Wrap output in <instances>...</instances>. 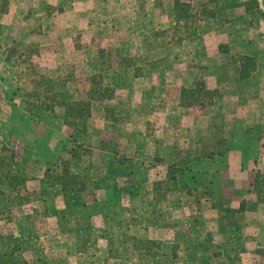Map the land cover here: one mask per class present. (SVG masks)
<instances>
[{
    "label": "rangeland",
    "instance_id": "1",
    "mask_svg": "<svg viewBox=\"0 0 264 264\" xmlns=\"http://www.w3.org/2000/svg\"><path fill=\"white\" fill-rule=\"evenodd\" d=\"M238 2L0 0V151L28 177L0 186V264H264V0ZM65 167L77 191L41 182Z\"/></svg>",
    "mask_w": 264,
    "mask_h": 264
},
{
    "label": "trees",
    "instance_id": "2",
    "mask_svg": "<svg viewBox=\"0 0 264 264\" xmlns=\"http://www.w3.org/2000/svg\"><path fill=\"white\" fill-rule=\"evenodd\" d=\"M223 2H224V4L227 3L228 7L230 5H231L230 7L233 6V7H237V8L245 6L246 11L249 14L250 13L255 14V12L257 11V7H258V6H252L250 4V2L239 3L238 0H223ZM182 5H184V4L180 5L177 2V5H176V11L177 12L176 13L178 16V20L183 19L182 12H184L185 15H187L186 14L187 11H182V10H184V8L186 6L185 5L182 6ZM247 59L249 61L251 60V58H247ZM245 71L246 72H244V73L250 72L249 65H247V66L245 65ZM247 77H249V74L243 75V78H247ZM202 92H204L203 96H208V97L214 96L213 93H215V92H211V91L207 90V88L203 84H202V87L199 84H197L195 89L184 90V99L186 100V98H188V99L190 98V96L189 97L185 96L188 93H191V94L198 93L200 95L198 97H201ZM95 99L103 100V99H105V96H99ZM76 105H77L76 103H73V109L76 108ZM14 164H15V152L10 150L7 146H3L1 151H0V186L7 187L9 189V191H11L12 193H14V192L20 193L22 190L26 189L28 177L24 174L23 175L22 174L17 175L14 172ZM54 166L57 167L56 165H54ZM50 173H51V170H48V172H46L44 179L41 180V182L43 184L45 183V184H49L52 186L53 185L60 186L61 189L67 193L72 192V191H77L79 189L80 182L78 180V176L72 174L68 167H65L61 174H57L56 172H54L52 175ZM250 193L256 194L257 196H261L262 194H264V174L257 173L255 181L252 184V189L250 190ZM0 194H1V197L6 198V193L4 192L3 189L1 190ZM0 201H1V199H0ZM245 208H246V203L243 202L238 210L232 209V210H228V211L231 213L242 212V211L246 210ZM11 254H13V253H11Z\"/></svg>",
    "mask_w": 264,
    "mask_h": 264
},
{
    "label": "built area",
    "instance_id": "3",
    "mask_svg": "<svg viewBox=\"0 0 264 264\" xmlns=\"http://www.w3.org/2000/svg\"><path fill=\"white\" fill-rule=\"evenodd\" d=\"M3 105H4V96L3 94L0 92V118L2 116V112H3Z\"/></svg>",
    "mask_w": 264,
    "mask_h": 264
},
{
    "label": "crops",
    "instance_id": "4",
    "mask_svg": "<svg viewBox=\"0 0 264 264\" xmlns=\"http://www.w3.org/2000/svg\"><path fill=\"white\" fill-rule=\"evenodd\" d=\"M6 136H0V139L2 140L1 142H3L5 140Z\"/></svg>",
    "mask_w": 264,
    "mask_h": 264
}]
</instances>
